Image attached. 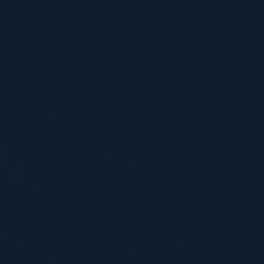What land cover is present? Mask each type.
I'll return each mask as SVG.
<instances>
[{"label": "water", "instance_id": "water-1", "mask_svg": "<svg viewBox=\"0 0 264 264\" xmlns=\"http://www.w3.org/2000/svg\"><path fill=\"white\" fill-rule=\"evenodd\" d=\"M0 264H264V0H0Z\"/></svg>", "mask_w": 264, "mask_h": 264}]
</instances>
